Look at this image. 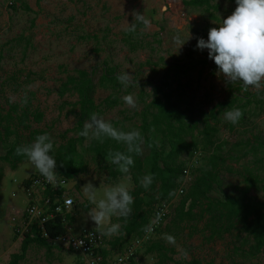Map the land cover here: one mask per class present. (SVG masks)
I'll return each instance as SVG.
<instances>
[{"label":"rangeland","instance_id":"obj_1","mask_svg":"<svg viewBox=\"0 0 264 264\" xmlns=\"http://www.w3.org/2000/svg\"><path fill=\"white\" fill-rule=\"evenodd\" d=\"M186 1L190 0H0V112L6 116L14 104L27 106L21 103L27 89L30 113L43 114L39 123L31 117V129L21 127V137L11 136L0 149L4 154L9 145L30 144L38 135L47 133L54 142L50 154L55 157L70 139H78L79 96L72 86L66 92L62 89L63 95L60 92L67 79L78 77L79 71L93 73L94 101L99 111L96 114L123 131L141 125V112L154 98L156 86L162 88L158 91L161 98L171 94L177 101V96L183 95L178 104L186 110V124L198 126L194 130L198 148L178 153L176 163L189 172L180 183L185 192L177 193L167 219L138 250L136 264H155L157 254L147 253L153 243L173 248V258L185 263L196 258L203 264H264V245L257 249L256 236L243 222L234 218L235 227L212 238V233L228 221L225 216L221 219L220 211H204L211 202L216 205L236 200L246 206L258 205L264 212V99L260 98L264 92L258 95L251 89L246 91L240 82L226 84L214 61L208 58V50L196 48L198 38L207 40L209 30L218 28L235 10V1L216 0L210 11L187 6ZM133 12L151 21L143 34L142 26L134 34L124 31L126 21L134 22ZM188 33L192 37L189 40ZM176 37L187 40L178 50ZM105 72H113L114 76L130 73L138 85L127 89L119 81L101 85ZM126 95L133 96L135 108L124 102ZM115 97L119 100L110 107L109 100ZM236 108L243 116L233 125L224 119V113ZM207 123L218 129L212 140L215 146H221L219 151L203 133ZM31 131L36 132L34 137L29 136ZM92 140L77 143V165L85 170L69 180L65 188L66 195L74 199V207L64 214L71 216L66 219V227L75 235L85 228L101 232L89 218L95 206L85 196L84 185L91 182L97 188L98 199L106 186L123 183L129 191L135 188L128 174L110 177L108 168L115 165L90 149ZM156 142L165 151L170 150L161 137L157 136ZM215 154L219 161L212 189L200 196L197 218L180 222V201L194 190L199 178L206 176L204 172L212 170L209 163ZM148 156L149 150H145L143 159L147 161ZM55 159L58 164L59 158ZM36 175L39 173L29 160L16 169L0 160V264H8L13 254L21 252L23 235L17 230L27 223L29 204L23 182ZM204 187L202 184L201 189ZM83 205H88L89 210ZM110 222L121 227L126 223L115 216ZM167 235L174 237V244L166 240ZM119 236L120 233L105 235L110 243ZM137 238L125 237L112 254L123 252ZM79 260V254L65 246L33 244L20 264H80Z\"/></svg>","mask_w":264,"mask_h":264},{"label":"trees","instance_id":"obj_2","mask_svg":"<svg viewBox=\"0 0 264 264\" xmlns=\"http://www.w3.org/2000/svg\"><path fill=\"white\" fill-rule=\"evenodd\" d=\"M216 0H190L186 1L187 6L194 8H205L212 10L214 6L212 3ZM235 1V0H233ZM200 63L207 62L206 60H199ZM117 76H114L113 72H105L100 78L99 83L105 85L106 81L111 83H118ZM77 92L79 96L80 114L77 122V130L81 132L84 127V123L90 119L92 113H99L94 101L96 83L93 78V73L88 74L86 71H79L78 77H69L67 82L61 87L60 94L68 91V87ZM62 89L64 92L62 93ZM154 98L141 112L142 123L138 127L144 137L143 152L149 150V156L147 161L143 159L142 155L135 156L134 166L131 167L130 173L134 182V190L130 191V194L134 198L132 207V213L127 218V222L120 229V236L113 242H107V248L101 249V253L105 256L111 254L113 249L122 243L123 239L129 237H141L150 226V217L152 212L154 213L155 203L170 202L176 198L177 192L180 189V183L185 177L184 166L176 163V157L178 153L184 150L192 149L197 151V143L194 140V130L198 129L196 123L186 124V110H182L180 103L183 101V95H178L177 101H173L171 94H163V97H159L158 91H162L160 86H156ZM119 98L115 97L110 99V107L118 102ZM179 102V104H178ZM31 102L26 103L27 106L22 107L19 104L10 106V110L6 116H2L0 112V146L5 145L11 136L21 137L20 128L30 130L31 117L33 121L39 123L43 120V114L30 113L29 106ZM13 127V128H12ZM218 129L207 123L204 127L203 133L206 139L209 140L211 146H214L217 151L221 149V146H215L212 138L217 134ZM36 132L31 131L30 137H34ZM161 137L162 140H166L170 146L169 151H165L160 148L156 142V137ZM86 138L80 136L78 139H70L66 145L61 147V150L55 157L59 158L57 169L58 175L63 177L67 181L73 180L79 174L85 170L83 167L77 165V143L84 141ZM19 144L9 145L6 152L2 154L0 149V160L9 163L13 169L25 161H28L25 156L15 155V150ZM90 149L103 160L107 158L108 152L111 151H125L123 144L117 143L114 140L105 138L103 143L96 140H92L89 145ZM258 148H256L257 150ZM63 151V153H62ZM219 156L213 155L210 160V167L212 170L206 171L204 178H199L194 185V190H191L185 198L180 201V211L178 212V219L180 222L194 221L198 212V205L200 204V196H204L208 191L212 189V185L215 182L216 174L215 169L218 167L217 162ZM61 163L63 166L61 167ZM115 166L109 169L110 177H118V175H124L120 173ZM151 174L154 176V180L149 189L145 190L140 185V179L146 175ZM23 184L28 187L30 180H25ZM202 184H204V190H202ZM65 189H59L54 192L47 190L44 196L50 197L53 202L56 198L63 197ZM191 200L188 209L186 210L187 202ZM205 212L211 213L215 211L221 212V219L225 216L228 224H223L221 228L212 233V238L220 237L222 233L230 231L236 224H233L234 218L244 223L246 229L250 230L256 236L257 249H261L264 245V212L258 205L246 206L240 204L236 200H228L226 202H219L216 205L213 202L206 205ZM85 210H89L88 205H83ZM153 216V214H152ZM216 219V214H214ZM252 220H250V218ZM66 219H71L68 214H56L53 218H50L44 224V230L48 233L50 238H55L60 235H64L67 232ZM167 219V218H166ZM37 244L42 247H50V243L47 238L42 236V229L32 225L29 231L23 235L21 244V252L13 254L8 264H20L25 260L27 252L31 245ZM109 244V245H108ZM132 245V244H131ZM130 245V246H131ZM129 246V247H130ZM127 247V249L129 248ZM126 250V249H125ZM124 250V251H125ZM123 251V252H124ZM147 253L157 254L158 260L155 264H203L199 259H192L185 263L177 261L173 258L174 249L167 247L165 244L153 243L147 248Z\"/></svg>","mask_w":264,"mask_h":264},{"label":"clouds","instance_id":"obj_3","mask_svg":"<svg viewBox=\"0 0 264 264\" xmlns=\"http://www.w3.org/2000/svg\"><path fill=\"white\" fill-rule=\"evenodd\" d=\"M235 10L222 20L219 27H212L208 32V39L198 38L196 48L208 50V58L213 60L218 68V75H222L226 84H242L244 90H253L256 94L264 92V0H235ZM134 22H125L124 31L129 34L137 32L138 26L143 31L150 28L151 21L139 12H133ZM188 33L187 40L191 39ZM179 45L177 50L187 41L174 38ZM116 79L125 89L138 85L133 82L130 73H121ZM264 99V95L260 96ZM27 89L21 100L26 104ZM124 102L135 108L136 102L132 95L123 97ZM243 112L239 109L226 110L224 119L235 125L238 124ZM78 135L87 139H94L103 143L105 138L116 141L125 146V151H109L107 158L117 166L123 174H129L134 166L135 156L143 155L144 137L140 130L123 131L117 129L110 121L92 113L90 119L84 123L83 130ZM54 149V142L50 135H38L34 142L18 146L15 155L25 156L40 175L49 183L57 181V161L50 153ZM61 167L63 164L61 163ZM154 176L146 174L140 179V185L149 189ZM83 192L89 202L95 207L90 210L89 218L101 230L102 235L112 236L120 232L119 223H111V217L127 218L132 213L134 198L129 189L123 184L106 186L103 196L97 198V188L91 182L83 186ZM166 240L174 244V237L167 235ZM187 257V253H184Z\"/></svg>","mask_w":264,"mask_h":264},{"label":"built area","instance_id":"obj_4","mask_svg":"<svg viewBox=\"0 0 264 264\" xmlns=\"http://www.w3.org/2000/svg\"><path fill=\"white\" fill-rule=\"evenodd\" d=\"M189 176V172L185 170V177ZM69 181L63 177L57 176L55 183H49L42 175L33 176L30 179V184L26 187V194L29 204L26 210L27 223L18 228L17 233L24 235L29 231V228L34 225L42 229V236L47 238L49 243L55 246H65L73 252H77L80 256V264H136L138 250L142 248L145 242H149L151 235L161 226L166 220L170 212L171 202H163L154 210L152 223L145 233L135 239L132 245L124 252L113 255L112 253L105 256L100 251L107 248L106 237L100 231L94 229H82L77 235L67 229L64 235L50 238L44 230V224L56 214H67L74 207V199L67 196L56 198L53 202L50 197H45L44 193L47 190L54 192L59 189H65ZM182 187L178 190V195L184 194ZM177 197V196H176Z\"/></svg>","mask_w":264,"mask_h":264}]
</instances>
